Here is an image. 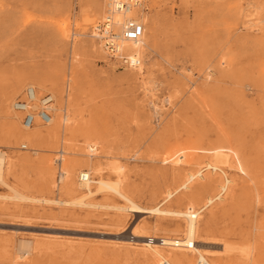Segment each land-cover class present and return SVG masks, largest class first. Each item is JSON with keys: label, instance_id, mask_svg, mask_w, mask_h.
<instances>
[{"label": "rangeland", "instance_id": "374dc122", "mask_svg": "<svg viewBox=\"0 0 264 264\" xmlns=\"http://www.w3.org/2000/svg\"><path fill=\"white\" fill-rule=\"evenodd\" d=\"M102 1L0 0V152L7 185L31 200L0 185V264H160L139 237L184 238V219L86 206H121L109 192L51 202L79 197V171L114 181L115 164L150 209L216 153L230 184L200 214V247L209 264H264V0H142L141 50L124 52L141 74L92 38ZM26 86L53 97L49 126L22 131L10 112ZM202 176L162 209L201 210L224 181ZM156 246L169 264L197 262Z\"/></svg>", "mask_w": 264, "mask_h": 264}, {"label": "bare ground", "instance_id": "6f19581e", "mask_svg": "<svg viewBox=\"0 0 264 264\" xmlns=\"http://www.w3.org/2000/svg\"><path fill=\"white\" fill-rule=\"evenodd\" d=\"M137 1H139L138 4L134 3L135 0H103L102 1L103 9H102V13H101V16L99 19L100 21L97 25H95L92 28L91 35H92V38L94 37V40H96L99 43L101 50L103 51V53L106 55L107 58H109V55L105 51V48H104L105 42H103L101 40L102 38L106 39L108 43L110 40H112L113 41L112 45H114L115 48L117 49V51L119 53L123 54L124 56H126L124 53L125 51L128 53L132 52L133 55L136 53L139 54V52L141 50L142 40H143L144 35H145V26L139 17V16H141L143 3H142V0H137ZM115 2L128 4L129 5L128 11H116V10L112 11V10H110V9H112L111 3H115ZM108 17L111 19V22L113 24V25L111 24L110 29L113 31L114 35H116L115 37H114V35L109 37L106 30H105L106 32L102 31V34L98 33V30H99L101 24H104L105 23L104 21ZM128 20L136 21L143 26V35L139 41L125 42L118 37L121 34V31L123 30V28L126 25V23L128 22ZM109 59L112 60L111 58H109ZM136 69H138V71L141 74L142 66L138 65L136 67ZM27 89H33L34 90L33 91L34 94L32 93V95L30 96L29 99H27V97L25 96V92L27 91ZM143 90L146 93V95H150L151 97L154 96L153 95L154 93L149 88V86H147V83L143 84ZM45 95H48V94H45ZM45 95H43L41 97H44ZM41 97H39L37 95V91L35 92L34 87L26 86V87H24V90L21 93V96L19 95V97L17 99H15L14 101H12L10 103L9 110L11 113H13L15 115H19L20 128L22 131L32 130L37 125L39 127H43V126H49L50 124H52L51 107L53 105H54L53 107H55V104L53 103V97L51 95L49 96L52 103H50V105H48V106H44V104L39 101L41 99ZM19 102H21V103L26 102V103H24L23 105H15L16 103H19ZM41 109H45L47 111V113H49V115H50V117H49L50 121L47 124H41L37 118V114L39 111H41ZM53 111L55 113L63 112V110H60L57 108H54ZM26 112L30 113L34 117V123L32 124V126H29V127H25L22 124V120L24 118V115L27 114ZM66 120H67V117H65L63 119L64 122ZM92 152H93V149L89 148L88 149V157H90V159L93 158ZM226 159L227 158L225 157V155H223L221 153L220 154H217V153L214 154L210 160H206L205 163L202 164V166L199 167L193 174H189L185 183L182 184L179 188H177L174 194H171L170 192H168L166 197H165L166 199L162 203H160L159 205L152 207L150 209H145V208L140 207L134 201L129 199V197L123 192V190L121 188V182L119 179V177H121L120 175H121L122 171H120V167H118L115 164H113V165L111 164L112 166L110 168L111 169L110 171L116 175L114 181H109V180L103 179V177L98 178V179H96V181H94L91 178V171H92L93 167L90 168L86 172L79 171L78 175H77V183H78L77 187H78V191H80L79 197L77 199L71 201V202H67V201H61V202L58 201L57 202L56 201V202H51V203H53V204L55 203L56 205H59V206L61 204H63L64 206L66 204H68V205H79V204L83 205V204H85L84 203L85 200L91 199L94 195H97V193L109 192L117 200H119L122 203L121 206H114V207L113 206L110 207V206H106V205L105 206H100V205L95 206L91 203L90 204L87 203L86 206L93 207V208L94 207L95 208L104 207L107 209L109 208L111 210L123 212L126 214L149 215V216L154 215V216H162V217L172 216V217L182 218L185 220L184 238L171 239L169 237V239H160V240L153 241L152 240L153 238L150 239L148 237H139V238H141V240H139V242L137 244L140 245L141 247H143L144 249L148 250L149 252H151L158 259H160L159 260L160 264H169L170 262H168L167 259H165L163 257V255H162L163 251L161 252L162 248H159L156 245H161L162 247H165V249L170 248L174 251L176 250V252L179 251L181 253H185L187 251L190 253L192 252L197 256L196 264H209L208 260L206 259L205 255H204L206 249L203 250L200 247V240H198L199 236L196 233V225H197L198 220L201 219L200 214L206 208L211 206L215 201H218V200L220 201L222 198L221 196L224 193L226 194L227 189H229L228 186L230 184V181L228 179H226L225 173H224V168H228V162L226 161ZM9 162L10 161L8 159L6 160L4 154H2L0 152V185L4 188L9 189V191L11 192V196H9V199L11 198V199L18 200V201H31V200H26L27 198L21 196V194H18L16 192V190L12 189L9 185H7V176L9 175V171H10ZM89 163L91 164V161ZM109 167H110V165H109ZM206 171H209L212 174L218 173V175L222 176L224 179V181L221 183V185L218 186L219 187L218 188V194L214 196L215 197L214 199L208 198L204 207L199 211L186 210L184 212H173V211H166V210L162 209V207L169 200H171L175 194H177L183 190H186L188 188V185H190L191 183L196 181V179L201 180L203 177L202 176L203 172H206ZM60 175H61V171L59 173V177H60ZM61 176L63 178V173ZM93 186L96 187L94 191L92 190ZM29 199H31V198H29ZM40 202L50 203L47 200L40 201ZM133 232H135V230L132 231V235H133ZM133 236H135V235H133ZM226 245H228V244L223 243V245H222V250H223L224 254L225 253L227 254V251H228V246H226ZM23 246L25 247L27 245H23ZM228 253H229V251H228Z\"/></svg>", "mask_w": 264, "mask_h": 264}, {"label": "built area", "instance_id": "2783aa9c", "mask_svg": "<svg viewBox=\"0 0 264 264\" xmlns=\"http://www.w3.org/2000/svg\"><path fill=\"white\" fill-rule=\"evenodd\" d=\"M134 3L138 4L139 1L135 0ZM111 8L112 9H110V10H112V11H114V10H116V11H128L129 5L115 2V3H111ZM104 22H105L104 24H101V26L98 30V33L102 34V31L106 30L109 37L113 36L114 33L110 29V26L112 24L111 19L108 17ZM142 35H143V26L136 21L128 20V22L124 26L123 30L121 31V34L118 37L125 42H136V41L140 40ZM115 36L116 35H114V37ZM101 40L103 42H105L104 48H105L106 53L109 55V58H111L113 61H116V63L119 65V68L123 69V68H127V67L128 68L129 67H137L139 65L138 60L130 59V57H126L123 54L119 53L117 51V49L115 48V46L112 45L113 44L112 40H110L109 43L104 38H102ZM33 91H34L33 89H27V91L25 92V96L27 97V99L30 98ZM49 96L50 95H45L44 97H41V99L39 101L42 102L44 104V106H48V105H50V103H52ZM24 103H26V102H23V103L19 102V103H16L15 105H23ZM49 117H50V115H49V113H47V111L45 109H41V111H39L37 114V118L41 124H47L50 121ZM33 123H34L33 115H31L30 113L25 114L24 118L22 120L23 126L29 127V126H32Z\"/></svg>", "mask_w": 264, "mask_h": 264}]
</instances>
